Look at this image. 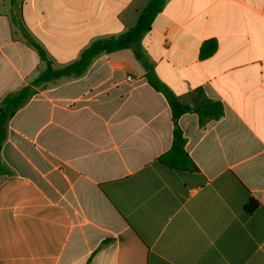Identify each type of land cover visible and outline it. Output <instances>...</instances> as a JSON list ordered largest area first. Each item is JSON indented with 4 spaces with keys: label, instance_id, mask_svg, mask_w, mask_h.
<instances>
[{
    "label": "crops",
    "instance_id": "1",
    "mask_svg": "<svg viewBox=\"0 0 264 264\" xmlns=\"http://www.w3.org/2000/svg\"><path fill=\"white\" fill-rule=\"evenodd\" d=\"M150 0H0V99L45 67L133 28ZM214 40L217 51L200 56ZM183 102L196 89L224 116L178 124L196 172L159 158L171 107L133 50L40 89L10 121L1 160L0 264H264V0H168L141 41ZM260 208L245 212L249 200Z\"/></svg>",
    "mask_w": 264,
    "mask_h": 264
},
{
    "label": "trees",
    "instance_id": "2",
    "mask_svg": "<svg viewBox=\"0 0 264 264\" xmlns=\"http://www.w3.org/2000/svg\"><path fill=\"white\" fill-rule=\"evenodd\" d=\"M168 0H150L149 4L140 13L136 25L118 36L99 38L93 41L75 61L67 64H56L43 45L25 27L20 18L21 11L16 15L19 31L26 45L32 48L39 56L44 68L27 85L7 93L0 99V177L9 175L11 171L1 160V152L8 137L10 121L40 89H46L50 85L62 81L79 79L85 76L92 64L100 56L113 54L131 49L136 59L145 69V78L148 83L167 99L175 124L174 139L171 149L159 158L163 165L179 172H196L197 166L186 150L187 141L179 127V118L187 113H196L199 116L201 126L212 120H219L224 116V107L218 101L206 97L202 89H196L188 95V101L181 99L156 75L153 65L147 59L141 46L143 37L151 31L156 17L163 11ZM217 51V43L214 40L206 42L201 48L202 59L211 57ZM260 208L259 203L251 198L245 207L247 214H252Z\"/></svg>",
    "mask_w": 264,
    "mask_h": 264
}]
</instances>
